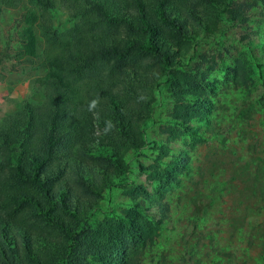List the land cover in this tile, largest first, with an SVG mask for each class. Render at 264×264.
<instances>
[{"label":"trees","instance_id":"16d2710c","mask_svg":"<svg viewBox=\"0 0 264 264\" xmlns=\"http://www.w3.org/2000/svg\"><path fill=\"white\" fill-rule=\"evenodd\" d=\"M77 23L54 25L58 8ZM23 9L18 49L5 61L35 65L40 104L0 123V264H130V224L95 220L107 191L127 186V156L145 147L149 93L167 86L179 138L205 104L206 75L186 69L192 43L248 15L231 0H0ZM44 40V49L37 31ZM182 164L155 177L173 182Z\"/></svg>","mask_w":264,"mask_h":264},{"label":"rangeland","instance_id":"374dc122","mask_svg":"<svg viewBox=\"0 0 264 264\" xmlns=\"http://www.w3.org/2000/svg\"><path fill=\"white\" fill-rule=\"evenodd\" d=\"M231 1L248 22L224 13L219 30L185 56L187 70L206 75L201 116L172 138L175 99L167 86L150 92L145 147L128 154L127 186L107 191L96 215L99 225L137 228L138 240L124 238L130 264H264V0ZM23 14L2 9L0 52L5 42L10 54L18 49ZM53 23L66 31L77 21L59 7ZM41 75L35 65L4 62L0 123L26 101L43 102ZM175 163L182 164L175 181L155 177Z\"/></svg>","mask_w":264,"mask_h":264}]
</instances>
